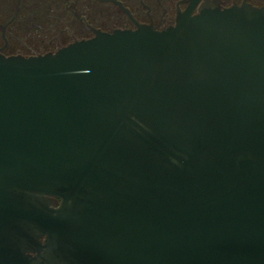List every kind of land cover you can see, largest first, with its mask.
Here are the masks:
<instances>
[{
	"label": "water",
	"instance_id": "1",
	"mask_svg": "<svg viewBox=\"0 0 264 264\" xmlns=\"http://www.w3.org/2000/svg\"><path fill=\"white\" fill-rule=\"evenodd\" d=\"M0 264H264V11L0 54Z\"/></svg>",
	"mask_w": 264,
	"mask_h": 264
},
{
	"label": "flooded vegetation",
	"instance_id": "2",
	"mask_svg": "<svg viewBox=\"0 0 264 264\" xmlns=\"http://www.w3.org/2000/svg\"><path fill=\"white\" fill-rule=\"evenodd\" d=\"M208 1L219 9L248 4L264 11V0H0V54L53 52L95 31L161 30Z\"/></svg>",
	"mask_w": 264,
	"mask_h": 264
}]
</instances>
